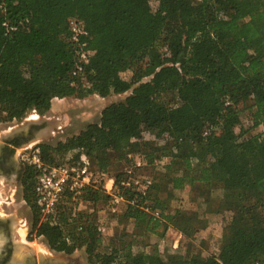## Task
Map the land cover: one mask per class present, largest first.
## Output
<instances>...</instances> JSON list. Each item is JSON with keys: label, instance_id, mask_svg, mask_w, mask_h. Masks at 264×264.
<instances>
[{"label": "trees", "instance_id": "1", "mask_svg": "<svg viewBox=\"0 0 264 264\" xmlns=\"http://www.w3.org/2000/svg\"><path fill=\"white\" fill-rule=\"evenodd\" d=\"M152 1L0 0L1 119L45 113L56 98L127 94L79 134L56 145L38 144L42 161L56 165L63 149L75 148L100 170L130 162L129 154L143 160L141 169L169 157L163 170L174 189L198 191L211 200L223 199L230 189L236 221L245 223L231 228L219 252L209 256L179 249L134 253L135 240H128L133 234L126 233L120 246L102 253V234L92 220L84 223L82 215L70 220L63 206L57 222L41 221L36 168L29 165L32 231L58 253L86 248L91 264H118L120 257L129 264H264V0H157L156 9ZM74 16L85 24L95 51L85 73L76 77L79 47L68 25ZM4 22L20 28L7 32ZM127 71L129 79L123 76ZM246 111L252 120L248 128ZM259 126L263 130L252 134ZM148 133L160 136L150 151L143 147ZM187 143L196 152L183 153ZM123 176L124 171L115 177ZM119 190L128 200L136 197ZM152 190L145 198L137 195L139 205L127 203L123 216L166 237L181 211L170 209L165 191ZM101 193L88 189L84 197L98 203ZM146 201L160 217L140 206ZM199 222L198 216L189 217L183 238L194 236Z\"/></svg>", "mask_w": 264, "mask_h": 264}, {"label": "rangeland", "instance_id": "2", "mask_svg": "<svg viewBox=\"0 0 264 264\" xmlns=\"http://www.w3.org/2000/svg\"><path fill=\"white\" fill-rule=\"evenodd\" d=\"M152 8L156 9L158 1L153 0ZM123 76L130 78L129 71L124 72ZM127 94H111L107 97L99 95H90L86 98L67 97L55 99L52 108L40 113L36 110L31 111L22 120L3 121L0 114V143L5 136H8L15 130L21 128H28L30 125L38 124L46 126L40 130L37 137L28 144H25L16 152L18 157L24 156L29 165L36 168V178L34 183V195L38 203L39 195L35 189L40 178L43 176L47 168H39L36 166V159L38 154L37 145L40 143H50L56 145L60 141H66L68 138L79 134V132L91 122L100 121L102 110L110 103L119 101L125 98ZM243 125L248 128L252 125L251 114L246 111L243 114ZM263 130V126L251 131L252 134H257ZM39 139V140H38ZM144 143L145 150H152L154 141L147 138ZM127 145H125V148ZM196 148L192 144H185L182 152L185 154H192ZM79 154V155H78ZM81 151L78 148L66 151L63 149L58 154V162L54 167H61L64 165L73 166L79 161ZM193 158V157H192ZM91 159V158H90ZM125 160L118 161L108 171L116 176L126 167L131 164ZM129 163V164H128ZM91 169L94 174L99 169L97 163L91 159ZM136 173H144L150 175L155 180L154 190H163L168 195L169 207L171 210H180L181 213L171 224V228L166 237H162V232L152 234L145 229V223L135 221L134 219H127L123 216V211L126 204H121L117 212H113L109 204L107 193L100 187L87 186L81 195L71 194L67 190L63 197L57 201V206L51 215H48L40 209V219H51L53 222L59 220V207L64 206L65 213L70 220L78 218L80 215L84 223L92 220L96 225L103 224L107 230L102 234L101 242L98 245V251L105 253L112 250L114 246H120V237L122 234H133L128 240L134 239L133 252L147 251L153 252L156 249L164 252V254H172L178 249L185 254L187 251L198 254L202 253L204 256L213 255L219 252L220 247L227 236V232L231 228H235L245 222L237 220L235 213L232 210L231 204L233 200V192L229 189L225 195H222L221 200H211V197L200 194L198 191L190 192L189 189L176 190L172 187L169 180L164 176V170L160 166L150 164L144 169L137 168ZM101 189L102 199L95 203L94 201L86 200L84 197L85 191L88 189ZM13 193V190H11ZM221 196V192H217ZM127 198V197H126ZM17 202L20 203L18 197ZM60 209V208H59ZM0 210L1 207H0ZM14 230L13 239L18 244L13 251L14 260L26 261L27 256L31 257L39 264V256L46 257L55 256L63 259L67 264H91L89 261L86 248H81L71 255L58 253L52 250L43 237H37L36 232L32 231V224L34 220V213H28L27 210L22 209L19 204L14 206ZM198 216L199 231L191 238H183L182 230L188 223V218L191 216ZM28 218V221L27 219ZM169 238V240L167 239ZM1 244V241H0ZM175 249V250H174ZM32 263V262H31ZM118 264H129L128 259L120 257Z\"/></svg>", "mask_w": 264, "mask_h": 264}, {"label": "built area", "instance_id": "3", "mask_svg": "<svg viewBox=\"0 0 264 264\" xmlns=\"http://www.w3.org/2000/svg\"><path fill=\"white\" fill-rule=\"evenodd\" d=\"M21 24L24 25L25 22ZM4 25L7 32H13L20 28L19 24L11 25L8 22H4ZM68 25L71 31L72 41L79 47L77 62L72 75L73 77L81 76L85 73V67L91 61L95 51L89 48L87 40L90 35L89 31L78 17L74 16L69 18ZM205 133H210V130H207ZM147 138L157 141L160 139V136L148 133L144 141ZM80 151L81 154L76 165L54 167L46 165L42 161L40 150L38 149L35 165L39 168L48 169L44 173L42 172L43 176L40 178L41 182H38L35 187L39 195L38 203L42 212L51 215L57 206V201L63 197L67 190L71 191V194L81 195L87 186L99 187V185L107 193L112 211L117 212L119 206L124 203L139 205L140 203L137 195H140L142 198L147 197L155 185V180L152 176L136 173V169L143 167L144 162L141 159H134L133 154L128 155L131 164L126 167L124 176L118 181L108 170H98L96 174H94L91 169L90 157L83 150L80 149ZM169 162V157H161L155 161V165L164 168ZM119 188L135 192L136 197L128 200L126 196L120 192ZM147 202L148 201L144 202L143 205L140 206L153 216L160 217L161 211L151 209L147 205ZM97 227L101 233H105L107 230L103 224H98Z\"/></svg>", "mask_w": 264, "mask_h": 264}, {"label": "flooded vegetation", "instance_id": "4", "mask_svg": "<svg viewBox=\"0 0 264 264\" xmlns=\"http://www.w3.org/2000/svg\"><path fill=\"white\" fill-rule=\"evenodd\" d=\"M45 126L33 124L28 128L15 130L0 143V264H34L31 263L33 259L28 256L26 261L13 259V251L18 245L13 239L14 206L19 204L22 209L33 214L26 198L29 190L28 184H25V176L29 164L25 162L27 159L23 155L18 157L16 152L35 139ZM18 197L20 203L17 202Z\"/></svg>", "mask_w": 264, "mask_h": 264}, {"label": "water", "instance_id": "5", "mask_svg": "<svg viewBox=\"0 0 264 264\" xmlns=\"http://www.w3.org/2000/svg\"><path fill=\"white\" fill-rule=\"evenodd\" d=\"M39 264H67L63 259L57 258L55 256L46 257L44 255L39 256ZM35 260L32 263L35 264Z\"/></svg>", "mask_w": 264, "mask_h": 264}, {"label": "crops", "instance_id": "6", "mask_svg": "<svg viewBox=\"0 0 264 264\" xmlns=\"http://www.w3.org/2000/svg\"><path fill=\"white\" fill-rule=\"evenodd\" d=\"M56 99H59V98H56ZM55 99L53 100V103H54ZM183 237V236H182Z\"/></svg>", "mask_w": 264, "mask_h": 264}, {"label": "bare ground", "instance_id": "7", "mask_svg": "<svg viewBox=\"0 0 264 264\" xmlns=\"http://www.w3.org/2000/svg\"><path fill=\"white\" fill-rule=\"evenodd\" d=\"M39 140V139H38Z\"/></svg>", "mask_w": 264, "mask_h": 264}]
</instances>
